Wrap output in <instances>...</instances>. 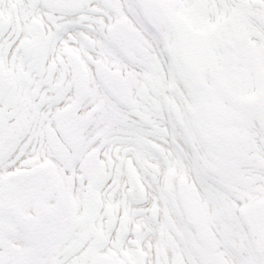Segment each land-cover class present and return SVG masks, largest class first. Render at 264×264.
I'll use <instances>...</instances> for the list:
<instances>
[{
	"label": "snow or ice",
	"instance_id": "snow-or-ice-1",
	"mask_svg": "<svg viewBox=\"0 0 264 264\" xmlns=\"http://www.w3.org/2000/svg\"><path fill=\"white\" fill-rule=\"evenodd\" d=\"M0 264H264V0H0Z\"/></svg>",
	"mask_w": 264,
	"mask_h": 264
}]
</instances>
